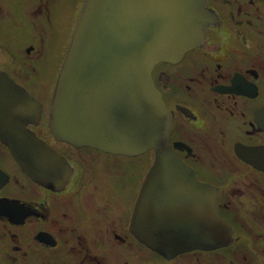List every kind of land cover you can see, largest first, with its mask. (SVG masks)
<instances>
[{"label": "flooded vegetation", "instance_id": "obj_1", "mask_svg": "<svg viewBox=\"0 0 264 264\" xmlns=\"http://www.w3.org/2000/svg\"><path fill=\"white\" fill-rule=\"evenodd\" d=\"M55 1L0 0V33L24 35L28 14L40 33L27 44L0 37V78L13 88L5 102L0 94V113L24 104L20 93L42 105L28 107L24 126L40 147L33 157L23 147L33 172L0 139V264H264V0H205L212 18L203 42L151 71L171 117L167 146L188 168L162 172L174 180L160 197L195 224L214 214L229 235L226 245L173 257L140 242L135 220L155 151L109 153L50 128L74 15L86 3L63 1V57L47 59L52 33L41 16L50 20Z\"/></svg>", "mask_w": 264, "mask_h": 264}, {"label": "water", "instance_id": "obj_2", "mask_svg": "<svg viewBox=\"0 0 264 264\" xmlns=\"http://www.w3.org/2000/svg\"><path fill=\"white\" fill-rule=\"evenodd\" d=\"M211 18L205 0H87L53 98L50 128L55 137L115 154L155 151L135 220L139 241L166 257L229 242L225 224L214 214L211 224L203 217L195 224L181 208L174 214L173 205L165 207L160 197L165 182L174 180L162 172L188 168L167 146L171 117L152 82L151 71L156 64L178 60L199 46ZM3 79L0 82L5 87L0 88V94L5 102L13 88ZM20 96L24 104L0 113V139L30 173L34 167L26 164L29 157L23 147L32 157L40 147L24 126L31 115L28 107L38 103L26 93ZM152 180L159 182L152 185Z\"/></svg>", "mask_w": 264, "mask_h": 264}, {"label": "rangeland", "instance_id": "obj_3", "mask_svg": "<svg viewBox=\"0 0 264 264\" xmlns=\"http://www.w3.org/2000/svg\"><path fill=\"white\" fill-rule=\"evenodd\" d=\"M63 1H69L70 2V1H75V0H57V2L55 1L54 4L52 5V6H54L55 10L53 11V14L49 15L50 20H48V17L47 16L45 17L44 14L41 16L43 30L45 32H47V34L52 33L50 35L51 36V44H50L49 48H47V53H46L47 59H54V58L61 59L63 57V53H62V55H61V53H56V51L58 49L57 43H58V40L60 38V33L62 32V26H63V23H61V19L64 15V8H65V5H63ZM79 7H81V5ZM28 15H29V17L27 16L25 19L26 25H25L24 35H21L22 31L18 32L17 30L10 28L4 32H1L0 37L3 39H5V38L11 39L10 42H12L13 40H19V42H21L22 40H26V44L31 43L33 41V38H35L36 35L38 37L40 33H39V30L36 29V27L32 21L33 15H31V14H28ZM4 16L6 17L7 15L5 14ZM79 16H81V15L79 14ZM79 18L80 17H78V14L74 15L75 26L77 24V21H79L78 20ZM31 22L33 23L35 28L32 26ZM44 31H42V33H44ZM63 35H62V38H63ZM205 35H206V33H205ZM54 42H55V44H53ZM64 46H65V44H63V46L61 47V51L64 48ZM69 47H70V45L68 46V49H69ZM67 52H68V50H67ZM38 104L42 107V105L40 103H38ZM52 111H53V102H52ZM171 126H172V123H171ZM170 131H171V128H170Z\"/></svg>", "mask_w": 264, "mask_h": 264}, {"label": "bare ground", "instance_id": "obj_4", "mask_svg": "<svg viewBox=\"0 0 264 264\" xmlns=\"http://www.w3.org/2000/svg\"><path fill=\"white\" fill-rule=\"evenodd\" d=\"M73 106L76 107V108H79V106L76 105V104H74ZM74 117H75V118H78V117H77V114H75ZM72 119H73V117H72ZM85 120L88 121V124L90 123V119H89V118H87V119H85ZM102 140H103V141H106L105 136L102 137Z\"/></svg>", "mask_w": 264, "mask_h": 264}]
</instances>
